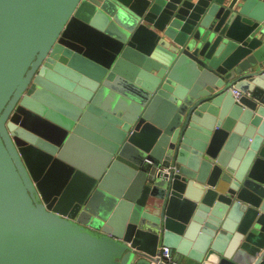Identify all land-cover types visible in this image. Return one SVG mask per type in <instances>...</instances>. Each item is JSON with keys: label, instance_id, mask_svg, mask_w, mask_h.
Listing matches in <instances>:
<instances>
[{"label": "water", "instance_id": "obj_1", "mask_svg": "<svg viewBox=\"0 0 264 264\" xmlns=\"http://www.w3.org/2000/svg\"><path fill=\"white\" fill-rule=\"evenodd\" d=\"M162 246L264 264V0H0V264Z\"/></svg>", "mask_w": 264, "mask_h": 264}, {"label": "crops", "instance_id": "obj_2", "mask_svg": "<svg viewBox=\"0 0 264 264\" xmlns=\"http://www.w3.org/2000/svg\"><path fill=\"white\" fill-rule=\"evenodd\" d=\"M86 110L85 108V113L83 112L82 116L86 114ZM82 116L80 119H82ZM101 118V115L91 114L85 122L78 121L81 124L82 132L77 134L79 141L73 147L72 152L76 155L80 151L79 157L89 163L94 160L97 164L103 158V152L107 150L104 147L105 141L115 140V136ZM113 180H116V177Z\"/></svg>", "mask_w": 264, "mask_h": 264}, {"label": "built area", "instance_id": "obj_3", "mask_svg": "<svg viewBox=\"0 0 264 264\" xmlns=\"http://www.w3.org/2000/svg\"><path fill=\"white\" fill-rule=\"evenodd\" d=\"M234 95L237 99L241 96V92L233 88ZM158 257L161 261L166 264H185L184 262L180 261L174 254H172V250L170 247L162 246L160 247V251L158 253Z\"/></svg>", "mask_w": 264, "mask_h": 264}, {"label": "flooded vegetation", "instance_id": "obj_4", "mask_svg": "<svg viewBox=\"0 0 264 264\" xmlns=\"http://www.w3.org/2000/svg\"><path fill=\"white\" fill-rule=\"evenodd\" d=\"M79 123V122H78Z\"/></svg>", "mask_w": 264, "mask_h": 264}]
</instances>
